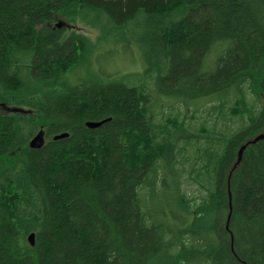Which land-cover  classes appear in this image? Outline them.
Here are the masks:
<instances>
[{
  "label": "trees",
  "instance_id": "obj_1",
  "mask_svg": "<svg viewBox=\"0 0 264 264\" xmlns=\"http://www.w3.org/2000/svg\"><path fill=\"white\" fill-rule=\"evenodd\" d=\"M262 133L264 0H0V264H264Z\"/></svg>",
  "mask_w": 264,
  "mask_h": 264
},
{
  "label": "rangeland",
  "instance_id": "obj_2",
  "mask_svg": "<svg viewBox=\"0 0 264 264\" xmlns=\"http://www.w3.org/2000/svg\"><path fill=\"white\" fill-rule=\"evenodd\" d=\"M68 27L69 33L75 32L83 34L95 45L99 37H102L101 28H94L81 22L74 25L70 24ZM139 37L140 33L137 32L134 37L135 42L130 41V44L119 42L116 44L111 43L109 45L105 42H101L100 48L96 50L95 54L87 57V64L74 72L73 80L76 82L78 79L88 78V76L96 73H102L103 77L107 79L118 80L125 74L142 72L143 67L141 61L143 59V54L138 41ZM119 38L121 39L122 37L119 36ZM97 47L98 46H96V48ZM248 102L251 105L254 102V98L248 99ZM260 105L261 103L258 102L256 107L260 108ZM177 108L178 106L176 109ZM179 109L180 111H183L182 108L179 107ZM199 117H201L200 123H204V119L207 118L208 115L202 112ZM236 120L238 122V118H236ZM212 121L213 120H210V124ZM194 123L196 125L199 124V120H195ZM190 188L191 191H195V196L199 195L197 185H192Z\"/></svg>",
  "mask_w": 264,
  "mask_h": 264
},
{
  "label": "water",
  "instance_id": "obj_3",
  "mask_svg": "<svg viewBox=\"0 0 264 264\" xmlns=\"http://www.w3.org/2000/svg\"><path fill=\"white\" fill-rule=\"evenodd\" d=\"M58 27H61L62 24H58L57 25ZM3 108L6 110V111H9V112H18L20 111L19 108H10L8 107L6 104H3L2 105ZM103 124V122H88L87 123V126L90 127V128H97L99 126H101ZM68 134H62V135H59V136H56L54 139L55 140H59V139H62V138H65L67 137ZM260 139H264V133H262L260 136H258L254 141L252 142H255L257 140H260ZM45 145V131L42 129L30 142V147L32 149H40L42 148L43 146ZM246 148V146H243L239 152V160H238V164L240 163L241 161V156H242V153H243V150ZM29 242L32 246H34L35 244V234H31L29 236Z\"/></svg>",
  "mask_w": 264,
  "mask_h": 264
}]
</instances>
